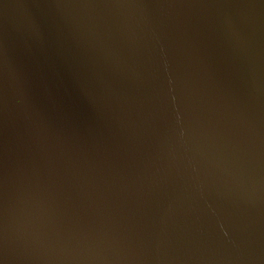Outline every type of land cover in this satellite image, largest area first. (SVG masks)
Listing matches in <instances>:
<instances>
[{
  "label": "water",
  "instance_id": "obj_1",
  "mask_svg": "<svg viewBox=\"0 0 264 264\" xmlns=\"http://www.w3.org/2000/svg\"><path fill=\"white\" fill-rule=\"evenodd\" d=\"M0 264H264V0H0Z\"/></svg>",
  "mask_w": 264,
  "mask_h": 264
}]
</instances>
